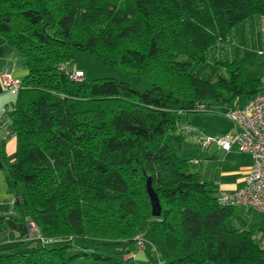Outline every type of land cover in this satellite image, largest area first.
Instances as JSON below:
<instances>
[{"label":"trees","instance_id":"obj_1","mask_svg":"<svg viewBox=\"0 0 264 264\" xmlns=\"http://www.w3.org/2000/svg\"><path fill=\"white\" fill-rule=\"evenodd\" d=\"M262 15L264 0H0V38L27 69L8 110L13 218L64 238L47 248L27 235L0 248V264H138L124 252L147 227L162 264H264V248L232 222L239 206H222L191 171L197 154L179 156L182 112L242 105L263 89L226 54L232 30ZM79 53L150 88L73 79L66 65ZM209 60L224 68L214 80L195 74Z\"/></svg>","mask_w":264,"mask_h":264},{"label":"crops","instance_id":"obj_2","mask_svg":"<svg viewBox=\"0 0 264 264\" xmlns=\"http://www.w3.org/2000/svg\"><path fill=\"white\" fill-rule=\"evenodd\" d=\"M5 69L13 78L18 80L23 79L27 73L23 57L3 38H0V74ZM15 98L16 93L4 91L0 82V119L3 110L10 108ZM188 135L190 137L195 136L194 134ZM200 139L198 142L196 141L200 149L199 152L195 153L197 154L195 157L197 162H192V164L200 166V171L205 169L204 174L196 172L199 178L204 180L216 195L239 188L250 170V155L238 151L235 147L225 152L215 144L210 145L208 149H203L199 144ZM15 149L14 135L6 134L0 124V248L18 243L28 235V224L13 218L15 214L14 196L6 179V163L13 160ZM232 222L249 230L255 241L264 248V213L256 212L249 207L239 206ZM124 259L126 263L135 261L138 264H150L148 254L137 249L124 255Z\"/></svg>","mask_w":264,"mask_h":264},{"label":"rangeland","instance_id":"obj_3","mask_svg":"<svg viewBox=\"0 0 264 264\" xmlns=\"http://www.w3.org/2000/svg\"><path fill=\"white\" fill-rule=\"evenodd\" d=\"M258 19L259 17H253L251 20L241 23L232 30L229 37H227L226 54L228 59H236L238 63L244 67L245 76L247 78L262 79L264 74V59L259 53ZM66 67L71 69V73H83L85 78L88 79L114 77L118 80H128L130 84L139 91L150 88V82L148 80L135 75L127 76L118 68L105 65L98 60L88 57L84 53H79L77 58L68 63ZM218 72H224V68L221 65L212 64L211 60L195 68V74L206 80H214ZM226 110L227 107L224 105H213L205 112H182L181 116L183 118V123L181 126L184 129H181L180 133L184 136V141L179 156L184 157L187 154L199 152L200 149L197 145L199 138L226 131L231 126V121L225 114ZM187 126L195 129V131L191 133L195 136L190 137L186 133L185 127ZM191 171L204 174L205 169L200 171L199 165L191 163ZM150 230L151 228L147 227L144 234L135 236L136 241H139L141 238L143 240H148L150 237ZM41 243L47 248L59 247L64 243V238H52L51 240L41 241ZM74 243L79 245L81 242L75 240ZM136 246L137 250L143 252L146 249L138 248L143 245ZM149 252L153 254V260H151L148 255L149 263L157 264L158 256L155 249H149ZM126 254L127 252L125 251L124 255ZM84 261H80L79 263ZM130 262L131 261H129V263Z\"/></svg>","mask_w":264,"mask_h":264},{"label":"built area","instance_id":"obj_4","mask_svg":"<svg viewBox=\"0 0 264 264\" xmlns=\"http://www.w3.org/2000/svg\"><path fill=\"white\" fill-rule=\"evenodd\" d=\"M260 36V56L264 59V15L258 19ZM70 77L81 79L82 73L72 72ZM0 82L4 91L16 93L21 88V80L11 76L7 69L1 72ZM263 89L251 96L244 104H236L226 110V117L231 121V126L224 132L208 135L199 140L203 149H208L215 144L222 151L228 152L235 147L240 152L248 153L251 157V167L245 177L244 183L237 189L219 194L218 200L222 206H243L264 213V74L261 79ZM202 109L203 106L199 105ZM8 110L4 109L1 115V127L6 134L8 129ZM192 162H197L193 159ZM28 235L42 238L36 226L29 222ZM139 249H152L154 246L142 238L137 241ZM157 264H162L159 260Z\"/></svg>","mask_w":264,"mask_h":264},{"label":"water","instance_id":"obj_5","mask_svg":"<svg viewBox=\"0 0 264 264\" xmlns=\"http://www.w3.org/2000/svg\"><path fill=\"white\" fill-rule=\"evenodd\" d=\"M145 189L146 193L149 197L150 204H151V212L152 215L155 217H158L161 212V206L159 202V198L156 194V192L153 190L152 185H151V176L149 173L145 172Z\"/></svg>","mask_w":264,"mask_h":264}]
</instances>
